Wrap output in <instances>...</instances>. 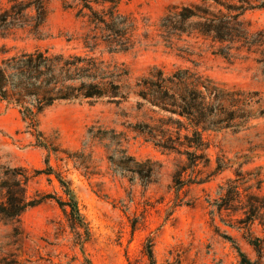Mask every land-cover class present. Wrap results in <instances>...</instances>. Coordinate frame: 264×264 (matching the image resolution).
I'll list each match as a JSON object with an SVG mask.
<instances>
[{"label":"rangeland","instance_id":"obj_1","mask_svg":"<svg viewBox=\"0 0 264 264\" xmlns=\"http://www.w3.org/2000/svg\"><path fill=\"white\" fill-rule=\"evenodd\" d=\"M11 1L0 0V13ZM198 1L117 0L118 11L136 21L139 43L126 53L110 52L100 41L85 48L86 36L94 33L86 17L76 16L70 0H48L41 38L28 28L0 37V61L37 50L96 57L125 69L124 86L131 92L120 104L104 100L56 104L39 118L38 141L29 135L18 108L0 102V185L6 170H16L28 179L27 199L53 198L25 211L19 226L0 221V264H150L146 256L150 244L155 264H242L235 246L249 260H257L247 239L264 240V210L247 233L248 226L238 224L242 211L212 214L209 203L238 171L245 178L249 176L244 173L258 174V193L264 196V118L238 133H210L209 167L200 166L195 173L187 169L183 178H194L195 184L180 192L173 175L187 167L185 159L160 153L129 129L148 116L136 110L133 92L135 82L153 68L165 74L191 69L223 87L264 96V63H259L264 61V47L256 54L241 52L237 58L224 59L214 53L210 41L185 39L172 46L161 38L157 26L167 10ZM247 19L251 31H264V10L249 13ZM99 131L108 138L116 136L119 146L95 138ZM116 150L139 164H155L158 174L151 184L144 188L137 178L116 174L108 161ZM217 160L225 168L222 173H215ZM56 174L71 188L88 226L87 241L79 238L54 200L65 199ZM249 185L242 188L248 190Z\"/></svg>","mask_w":264,"mask_h":264},{"label":"trees","instance_id":"obj_2","mask_svg":"<svg viewBox=\"0 0 264 264\" xmlns=\"http://www.w3.org/2000/svg\"><path fill=\"white\" fill-rule=\"evenodd\" d=\"M70 1L77 10L76 16L86 17L94 33L93 36H86L85 48L96 47L100 41L110 52L126 53L139 43L135 34L136 21L118 11L117 0ZM47 2L12 0L9 7L0 13V37L28 28L41 38L43 24L47 20ZM261 10H264V0H200L191 5L170 8L161 17L157 28L161 38L172 46L185 42V39L210 41L216 55L232 59L241 52L256 54L264 47V31H251L247 19L249 13ZM259 63L264 61L259 60ZM127 78L125 69L106 65L96 57L37 50L0 61V102L18 108L29 135L38 141L41 137L39 118L47 109L62 102L91 105L104 100L108 104L124 103L131 95L124 86ZM133 95L136 97V110L148 112V116L142 122L131 124L129 129L160 153L175 154L185 159L187 167H182L173 175L177 192L195 184L194 178H183L187 169L195 173L200 166L209 167L207 151L210 133H238L252 122L264 118V96L261 93L223 87L191 69H176L165 74L159 68H153L147 76L135 82ZM99 132L95 138L119 146L116 136L108 138L105 133ZM39 146L56 152L49 145ZM108 161L116 174L122 178H137L144 188L158 174L155 164H139L117 150ZM224 170L217 160L215 173ZM18 172L6 170L0 185V221L15 226L21 224V215L25 211L39 206L44 200L53 199L49 195L27 199L25 185L28 179ZM244 174L249 177H243V171H238L233 180L229 179L220 186L217 199L209 204L212 214L242 211L243 217L238 219V224L247 225L248 233L258 214L264 210V196L258 193L261 190L260 176L252 177L250 172ZM56 178L65 199L54 200L72 228L79 231V238L83 240L85 237L87 241L88 226L79 212L71 188L59 174ZM249 182L251 186L248 190L243 189ZM253 188L257 192L249 193ZM247 242L257 260H249L235 246L241 263L260 264L264 257V240L250 238ZM146 256L150 264H155L152 244L146 249Z\"/></svg>","mask_w":264,"mask_h":264}]
</instances>
